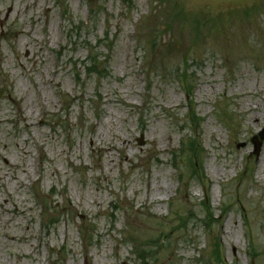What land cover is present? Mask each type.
Segmentation results:
<instances>
[{
  "label": "rangeland",
  "instance_id": "1",
  "mask_svg": "<svg viewBox=\"0 0 264 264\" xmlns=\"http://www.w3.org/2000/svg\"><path fill=\"white\" fill-rule=\"evenodd\" d=\"M263 131L264 0H0V264H264Z\"/></svg>",
  "mask_w": 264,
  "mask_h": 264
},
{
  "label": "water",
  "instance_id": "2",
  "mask_svg": "<svg viewBox=\"0 0 264 264\" xmlns=\"http://www.w3.org/2000/svg\"><path fill=\"white\" fill-rule=\"evenodd\" d=\"M260 140V141H259ZM264 140V131L262 133L259 134V136H256L254 139H253V143L255 145V154L256 155H259V152H260V148L262 146V143L261 141Z\"/></svg>",
  "mask_w": 264,
  "mask_h": 264
},
{
  "label": "bare ground",
  "instance_id": "3",
  "mask_svg": "<svg viewBox=\"0 0 264 264\" xmlns=\"http://www.w3.org/2000/svg\"><path fill=\"white\" fill-rule=\"evenodd\" d=\"M123 150L126 151V148L124 147ZM25 173H26V172H25Z\"/></svg>",
  "mask_w": 264,
  "mask_h": 264
},
{
  "label": "trees",
  "instance_id": "4",
  "mask_svg": "<svg viewBox=\"0 0 264 264\" xmlns=\"http://www.w3.org/2000/svg\"><path fill=\"white\" fill-rule=\"evenodd\" d=\"M90 64V63H89ZM94 67V65H92V68Z\"/></svg>",
  "mask_w": 264,
  "mask_h": 264
}]
</instances>
